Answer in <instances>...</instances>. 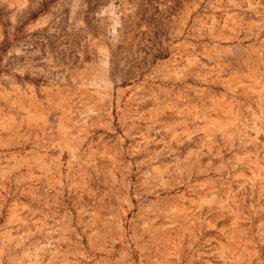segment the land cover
<instances>
[{
	"label": "rangeland",
	"instance_id": "rangeland-1",
	"mask_svg": "<svg viewBox=\"0 0 264 264\" xmlns=\"http://www.w3.org/2000/svg\"><path fill=\"white\" fill-rule=\"evenodd\" d=\"M0 264H264V0H0Z\"/></svg>",
	"mask_w": 264,
	"mask_h": 264
}]
</instances>
